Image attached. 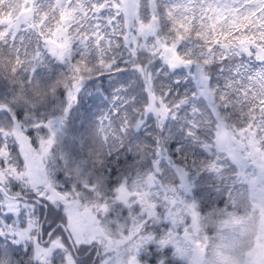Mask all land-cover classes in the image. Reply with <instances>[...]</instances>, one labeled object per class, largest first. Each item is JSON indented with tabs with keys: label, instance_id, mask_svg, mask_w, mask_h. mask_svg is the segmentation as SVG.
I'll return each mask as SVG.
<instances>
[{
	"label": "snow or ice",
	"instance_id": "snow-or-ice-1",
	"mask_svg": "<svg viewBox=\"0 0 264 264\" xmlns=\"http://www.w3.org/2000/svg\"><path fill=\"white\" fill-rule=\"evenodd\" d=\"M0 264H264V0H0Z\"/></svg>",
	"mask_w": 264,
	"mask_h": 264
}]
</instances>
